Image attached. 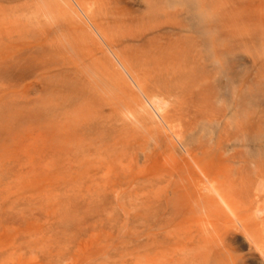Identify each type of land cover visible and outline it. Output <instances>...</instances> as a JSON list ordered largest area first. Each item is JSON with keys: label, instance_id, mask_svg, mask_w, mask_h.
<instances>
[{"label": "bare ground", "instance_id": "6f19581e", "mask_svg": "<svg viewBox=\"0 0 264 264\" xmlns=\"http://www.w3.org/2000/svg\"><path fill=\"white\" fill-rule=\"evenodd\" d=\"M208 8L0 0V75L24 99L6 116L0 103L2 156L62 159L88 191L106 189L108 172L113 195L142 190L145 264H264V93L248 94L250 113L233 100L242 118L224 127V49L212 46L224 25L215 31ZM199 127L213 137L199 140ZM145 139L152 151L134 177L130 157ZM38 235L0 240V264L128 263L107 241Z\"/></svg>", "mask_w": 264, "mask_h": 264}, {"label": "rangeland", "instance_id": "374dc122", "mask_svg": "<svg viewBox=\"0 0 264 264\" xmlns=\"http://www.w3.org/2000/svg\"><path fill=\"white\" fill-rule=\"evenodd\" d=\"M208 1V13L211 18L214 16L212 27L216 25V31L221 23L224 25V32L221 29L224 41L218 40L212 46L221 42L223 47L219 45L224 49V127L229 128L232 122L242 118V114H237L235 119L232 101L239 98L245 106L242 113H250L248 97L256 98V90L264 93V27L257 26V18L264 15V6L259 4L262 0ZM221 16L224 17L222 21ZM15 38L16 34L10 35V39ZM3 39L0 38V45ZM41 60L46 64L45 58ZM9 81L0 75V98L5 95L0 103L6 101L2 108L5 116L12 110L11 102L24 100L19 91L10 92L13 87ZM30 97L35 95L30 92L27 99ZM262 107L260 104L254 111ZM28 123L25 120L16 129H26ZM200 129L193 132L199 140L213 137L214 131L202 132ZM27 142L31 144L33 140ZM8 144V141L4 143ZM152 147L145 139L143 146L130 157V171L134 177H141L145 171L137 174L139 156L149 155ZM7 157L0 151V240L11 237L34 239L39 237L38 234L66 240L97 238L117 245V251L127 254V264H145V210L139 205L142 190L138 188L135 193L120 197L113 195L108 187L114 182V176L108 172L100 180L106 189L88 191L84 190L83 179L69 171L62 159H44L37 154Z\"/></svg>", "mask_w": 264, "mask_h": 264}]
</instances>
